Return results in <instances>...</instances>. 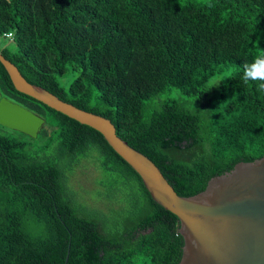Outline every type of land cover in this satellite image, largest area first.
<instances>
[{
    "label": "trees",
    "instance_id": "1",
    "mask_svg": "<svg viewBox=\"0 0 264 264\" xmlns=\"http://www.w3.org/2000/svg\"><path fill=\"white\" fill-rule=\"evenodd\" d=\"M8 34L0 53L28 82L110 119L180 196L264 156V92L241 79L264 54V0H0ZM0 92L46 120L37 139L0 126L16 134H0V264H65L69 249L68 264L180 263V220L101 133L17 91L1 62ZM84 161L105 210L73 189Z\"/></svg>",
    "mask_w": 264,
    "mask_h": 264
},
{
    "label": "water",
    "instance_id": "2",
    "mask_svg": "<svg viewBox=\"0 0 264 264\" xmlns=\"http://www.w3.org/2000/svg\"><path fill=\"white\" fill-rule=\"evenodd\" d=\"M0 62L17 91L101 133L141 177L154 201L178 217L184 239L179 264H264V156L212 178L197 195L180 196L149 157L118 136L110 119L31 84L2 53ZM45 124V119L0 92V126L37 139ZM69 255L70 249L65 264Z\"/></svg>",
    "mask_w": 264,
    "mask_h": 264
},
{
    "label": "rangeland",
    "instance_id": "3",
    "mask_svg": "<svg viewBox=\"0 0 264 264\" xmlns=\"http://www.w3.org/2000/svg\"><path fill=\"white\" fill-rule=\"evenodd\" d=\"M0 41L10 42L8 47L12 50L15 49V45L11 39L0 36ZM1 51V50H0ZM76 75L72 72L68 73L62 80L63 86L69 90L72 82L74 81ZM220 85L213 87L214 93L212 92V97L218 94ZM167 95H162L151 103L152 106H157L160 100L167 99ZM0 134L5 135H16L15 133L8 131L0 127ZM104 174L98 170L96 165L92 161H84L79 167L76 168L75 172L71 176V182L73 189L80 195L81 199L85 201L92 207H97L105 210L107 207V202L102 198H99L98 191L101 189L99 182L104 180Z\"/></svg>",
    "mask_w": 264,
    "mask_h": 264
},
{
    "label": "clouds",
    "instance_id": "4",
    "mask_svg": "<svg viewBox=\"0 0 264 264\" xmlns=\"http://www.w3.org/2000/svg\"><path fill=\"white\" fill-rule=\"evenodd\" d=\"M10 42L0 41V50L9 46ZM241 79L245 83H254L257 91L264 92V54L258 55L252 62H245L243 65ZM221 81L215 79L209 84V91L219 85Z\"/></svg>",
    "mask_w": 264,
    "mask_h": 264
},
{
    "label": "built area",
    "instance_id": "5",
    "mask_svg": "<svg viewBox=\"0 0 264 264\" xmlns=\"http://www.w3.org/2000/svg\"><path fill=\"white\" fill-rule=\"evenodd\" d=\"M7 37H8L9 39H12V38H13V35H12V34H8Z\"/></svg>",
    "mask_w": 264,
    "mask_h": 264
}]
</instances>
